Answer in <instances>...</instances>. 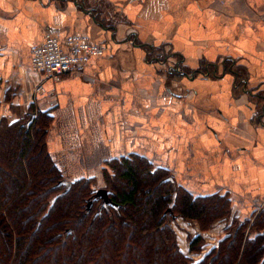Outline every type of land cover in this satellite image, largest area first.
Returning <instances> with one entry per match:
<instances>
[{
    "label": "crops",
    "instance_id": "crops-1",
    "mask_svg": "<svg viewBox=\"0 0 264 264\" xmlns=\"http://www.w3.org/2000/svg\"><path fill=\"white\" fill-rule=\"evenodd\" d=\"M45 32L106 50L53 82L30 63ZM28 108L50 112L46 148L69 180L99 186L110 158L137 153L264 220V0H0V119ZM192 229L205 248L223 232Z\"/></svg>",
    "mask_w": 264,
    "mask_h": 264
},
{
    "label": "trees",
    "instance_id": "trees-1",
    "mask_svg": "<svg viewBox=\"0 0 264 264\" xmlns=\"http://www.w3.org/2000/svg\"><path fill=\"white\" fill-rule=\"evenodd\" d=\"M32 110L0 119V264H264V220L232 216L228 194L195 196L137 153L110 158L99 186L69 180L46 148L50 112L26 128ZM178 219L223 232L208 248L200 233L189 237L184 253Z\"/></svg>",
    "mask_w": 264,
    "mask_h": 264
},
{
    "label": "built area",
    "instance_id": "built-area-1",
    "mask_svg": "<svg viewBox=\"0 0 264 264\" xmlns=\"http://www.w3.org/2000/svg\"><path fill=\"white\" fill-rule=\"evenodd\" d=\"M105 46L92 42L87 35H60L45 32L40 43L30 47V63L34 72L58 82L65 74H83L92 56L105 53ZM36 93H45L43 85H36Z\"/></svg>",
    "mask_w": 264,
    "mask_h": 264
},
{
    "label": "rangeland",
    "instance_id": "rangeland-1",
    "mask_svg": "<svg viewBox=\"0 0 264 264\" xmlns=\"http://www.w3.org/2000/svg\"><path fill=\"white\" fill-rule=\"evenodd\" d=\"M173 226L176 230V234L178 235V246L182 252L186 253V247L188 246L189 237L193 236L192 226H195V223H191V225L189 226L186 221L180 220L178 221V223H173Z\"/></svg>",
    "mask_w": 264,
    "mask_h": 264
},
{
    "label": "water",
    "instance_id": "water-1",
    "mask_svg": "<svg viewBox=\"0 0 264 264\" xmlns=\"http://www.w3.org/2000/svg\"><path fill=\"white\" fill-rule=\"evenodd\" d=\"M34 117H35V113H30L29 114V118H28V120L26 122V125H25L26 128H28V126L32 123ZM166 180L172 182L173 181V178H172V176H170ZM60 184L61 185H64L66 187V189H68L69 186H70V182L68 180H63V181L60 182ZM95 192H96L97 195L102 196L104 199H106L107 193H106L105 190H103V189H97ZM110 206L111 207H115V205L113 203H111V202H110Z\"/></svg>",
    "mask_w": 264,
    "mask_h": 264
}]
</instances>
